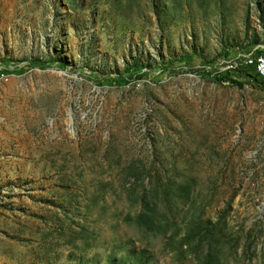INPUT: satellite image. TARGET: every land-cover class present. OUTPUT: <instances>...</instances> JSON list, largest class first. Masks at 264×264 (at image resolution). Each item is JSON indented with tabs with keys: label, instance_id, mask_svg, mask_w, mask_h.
<instances>
[{
	"label": "rangeland",
	"instance_id": "obj_1",
	"mask_svg": "<svg viewBox=\"0 0 264 264\" xmlns=\"http://www.w3.org/2000/svg\"><path fill=\"white\" fill-rule=\"evenodd\" d=\"M259 51L264 0H0V264H264V87L200 75Z\"/></svg>",
	"mask_w": 264,
	"mask_h": 264
},
{
	"label": "trees",
	"instance_id": "obj_2",
	"mask_svg": "<svg viewBox=\"0 0 264 264\" xmlns=\"http://www.w3.org/2000/svg\"><path fill=\"white\" fill-rule=\"evenodd\" d=\"M256 55L263 56L264 51H259ZM225 57L227 59H230L231 55L229 54V51L227 52V54H225ZM260 57H258V58H260ZM192 59H193L192 56L187 55V56L177 60V62H179V63L189 62ZM247 59L248 58L243 57V56L234 59L236 62H239L238 68L230 69V70H226V71H222V69L218 65H216L214 62H212V63L205 62L204 69L201 71L202 73L200 75L207 80L214 81V82L219 83L221 85L235 84L239 87H245L246 85L255 84L257 86L260 85L261 87H264V80L260 77V74L258 73L257 68L255 66L249 67L246 65V64H250L249 62H246ZM9 62L16 63V62L10 61L8 59L5 60L6 64H9ZM28 63L34 67L45 65V63H43V61H41V60H34V61H30ZM17 66H19V64H17ZM160 68H161L162 72H166L168 75H176L182 68H185V67H182L180 65L179 66L172 65V66L167 67V68L160 66ZM254 68H256V69H254ZM5 69H6V67H5ZM151 73H152L151 70H147V71H141L140 70L139 71L136 68H127L126 71L124 72V74L121 75L120 81H117L115 76H110L109 79L116 80L115 82L117 84L123 85V84L129 83L131 81L143 78L146 75L148 76Z\"/></svg>",
	"mask_w": 264,
	"mask_h": 264
},
{
	"label": "built area",
	"instance_id": "obj_3",
	"mask_svg": "<svg viewBox=\"0 0 264 264\" xmlns=\"http://www.w3.org/2000/svg\"><path fill=\"white\" fill-rule=\"evenodd\" d=\"M252 57V64H246L247 66H255L257 68L258 73L260 74V77L264 80V55L263 58H255V53L251 55ZM232 62V61H231ZM238 67H229L230 69H236Z\"/></svg>",
	"mask_w": 264,
	"mask_h": 264
},
{
	"label": "bare ground",
	"instance_id": "obj_4",
	"mask_svg": "<svg viewBox=\"0 0 264 264\" xmlns=\"http://www.w3.org/2000/svg\"><path fill=\"white\" fill-rule=\"evenodd\" d=\"M260 58H263V57H260ZM252 63V62H251Z\"/></svg>",
	"mask_w": 264,
	"mask_h": 264
}]
</instances>
